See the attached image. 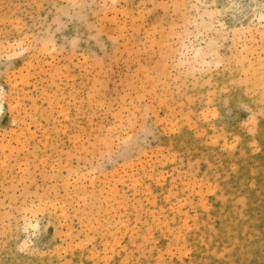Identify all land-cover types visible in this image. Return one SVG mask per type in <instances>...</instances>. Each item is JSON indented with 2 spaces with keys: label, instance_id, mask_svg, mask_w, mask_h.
I'll use <instances>...</instances> for the list:
<instances>
[{
  "label": "rangeland",
  "instance_id": "1",
  "mask_svg": "<svg viewBox=\"0 0 264 264\" xmlns=\"http://www.w3.org/2000/svg\"><path fill=\"white\" fill-rule=\"evenodd\" d=\"M70 2L0 0V261L264 264L260 0L229 15L210 73L177 67L180 25L192 19L195 41L192 6L228 0H76L98 31L8 49ZM128 136L135 150L116 155ZM25 214L37 235L21 252Z\"/></svg>",
  "mask_w": 264,
  "mask_h": 264
},
{
  "label": "snow or ice",
  "instance_id": "2",
  "mask_svg": "<svg viewBox=\"0 0 264 264\" xmlns=\"http://www.w3.org/2000/svg\"><path fill=\"white\" fill-rule=\"evenodd\" d=\"M53 7L56 8V5H53ZM90 7L91 5L77 3L76 0H71V2L67 5H61L60 7L56 8V15L52 18L51 23L48 24L46 31L42 30L39 33H35L30 41L25 38L15 44H9L8 49L11 50L18 48L20 51L15 52L14 55L23 56L27 51L25 49L26 42L34 44L36 47L43 46L44 49H47L49 45L53 43L55 37L62 33L65 29L74 27L77 33H79L81 27H87L89 32L98 31V28L95 25L89 23V17L86 13V10ZM166 7L179 8L187 6L171 5ZM192 7L196 8L198 13V16L196 17L198 23L195 26V41L192 39L193 33L189 30L192 25V19L188 18L183 25H180V27L184 28V32L182 33L181 39V63L177 65V67H191L193 64H198V70L200 72L210 73L213 70V64H215L216 70H219V68L223 66L225 60L224 57L219 55V49L223 46V41L229 35H232V33L229 31V15L231 14V20L235 21L238 15L243 16L245 12L248 11L250 5L243 3L242 0L241 2H236V0H228V2H226L223 6L216 4L209 5L204 3L199 7L196 5H193ZM210 8L214 10L209 11ZM258 8L261 13H264V0H260ZM201 9H203L202 12ZM260 19L262 22H264V15H261ZM156 27H159V25H156ZM175 27L176 21H173V31ZM24 30V27L18 29L21 34ZM211 33H215V35L209 38ZM89 39L96 40L97 44L103 47L99 35L89 36ZM110 39L112 38L110 37ZM196 41H200L205 46L196 48ZM113 43L115 44L116 41L113 40ZM72 44L73 47H75L77 45V39H73ZM165 46H162V48ZM192 52H195V56H192ZM11 58V56L8 57L9 60H11ZM227 104L228 102L225 101L226 107ZM241 107H244V105H241ZM247 110L251 112V109ZM260 115H264V107H262ZM255 118L256 114L253 113L250 115L248 121L245 122L244 127H247L251 131V126L255 123ZM102 143H106V141H103ZM135 148L136 143L134 142L133 137L128 136L121 146V149L115 154L126 155L129 152L134 151ZM112 155L113 153L108 154L109 160L111 159ZM36 228L37 225L32 224L25 214L23 231L28 235L26 236L24 243L19 246V250L21 252L27 251L32 247L31 238L37 235ZM29 229H31V232ZM4 235H8L7 227L5 229ZM0 264H4V262L0 261Z\"/></svg>",
  "mask_w": 264,
  "mask_h": 264
},
{
  "label": "bare ground",
  "instance_id": "3",
  "mask_svg": "<svg viewBox=\"0 0 264 264\" xmlns=\"http://www.w3.org/2000/svg\"><path fill=\"white\" fill-rule=\"evenodd\" d=\"M257 74V73H256ZM256 77H257V75H256ZM256 79H259V78H256ZM258 82V81H257ZM261 84V83H260ZM31 222V221H30Z\"/></svg>",
  "mask_w": 264,
  "mask_h": 264
}]
</instances>
